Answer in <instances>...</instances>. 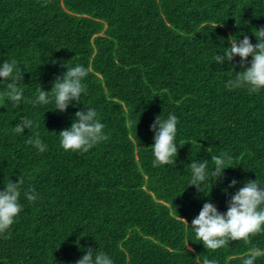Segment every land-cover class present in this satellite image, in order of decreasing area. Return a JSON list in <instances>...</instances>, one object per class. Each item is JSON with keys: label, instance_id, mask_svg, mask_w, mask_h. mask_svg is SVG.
Instances as JSON below:
<instances>
[{"label": "trees", "instance_id": "trees-1", "mask_svg": "<svg viewBox=\"0 0 264 264\" xmlns=\"http://www.w3.org/2000/svg\"><path fill=\"white\" fill-rule=\"evenodd\" d=\"M260 27L264 0H0V65L16 61L23 90L13 107L4 96L11 80L0 78V191L24 178L21 211L0 234V264H76L89 248L113 264H243L253 247L264 250V226L217 250L190 229L204 203L226 213L246 182L264 187V89L228 90L240 58L214 59L244 35L255 45ZM77 65L88 70L77 102L63 113L54 100L32 103ZM89 108L108 139L64 151L59 132ZM170 114L176 160L153 167L150 126ZM22 119L33 128L17 134ZM37 132L44 152L26 143ZM222 152L231 158L222 178L190 186V163L208 161L211 172Z\"/></svg>", "mask_w": 264, "mask_h": 264}, {"label": "clouds", "instance_id": "clouds-1", "mask_svg": "<svg viewBox=\"0 0 264 264\" xmlns=\"http://www.w3.org/2000/svg\"><path fill=\"white\" fill-rule=\"evenodd\" d=\"M255 45L250 42L247 35L241 41L234 39L230 46L225 49L223 55L214 57L217 64L223 65L231 62L234 57L240 58L242 71L235 73L234 79H229L225 85L228 90L246 88L249 94L256 93L264 89V27L255 29ZM231 37H229L230 40ZM251 56L249 67H244L245 61ZM235 67V65H233ZM15 72V74H14ZM88 75V70L80 65L67 68L62 77L53 81L50 92L38 90V96L32 102L35 104H48L54 100L56 111L63 113L70 102H77L81 93L86 91L82 80ZM0 78L10 79L7 84V91L4 92L5 101L11 103L13 107L18 105L22 99L23 90L19 86L22 80L20 70L16 69V61H5L0 65ZM178 119L175 115H169L166 120L156 117L150 126V131L154 132L153 145V167L175 163L178 147L175 144ZM33 128V121L22 119L15 125L13 131L17 134L23 133L24 129ZM104 125L99 122L97 112L94 109L77 111L70 128L59 132L60 147L66 152H88L94 145L105 141L108 137L103 132ZM26 143L33 145L40 152L46 150L40 139V134L35 133ZM231 158L227 153L211 156L214 168L208 171V161L191 162L190 186L199 188L209 176L222 178V171L226 168ZM215 180V181H216ZM24 178L20 177L16 183L11 180L7 183L3 191H0V234L14 223V218L20 213L21 205L19 197ZM237 181L233 179L229 187H234ZM227 194V190H223ZM25 198L29 202H34L37 195L34 190H25ZM185 225L188 222L178 217ZM264 226V187L259 182L248 181L243 187L232 195L227 202L226 213L218 212L212 203H204L198 216L192 222L190 229L193 230L195 238L203 244L205 249L217 250L225 247L229 241L243 240L249 242L251 236L261 232ZM189 227V226H188ZM191 251V249H189ZM264 256V250L253 247L249 250L247 257L243 259V264H254V261ZM76 264H113L112 260L102 252L88 249L82 259ZM203 264H215L214 261L205 259Z\"/></svg>", "mask_w": 264, "mask_h": 264}]
</instances>
